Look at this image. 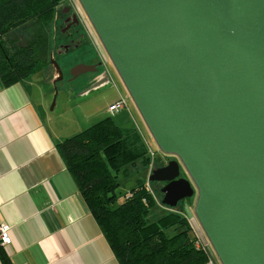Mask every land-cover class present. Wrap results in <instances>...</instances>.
<instances>
[{
	"label": "water",
	"instance_id": "1",
	"mask_svg": "<svg viewBox=\"0 0 264 264\" xmlns=\"http://www.w3.org/2000/svg\"><path fill=\"white\" fill-rule=\"evenodd\" d=\"M76 2L158 151L176 158L147 175L165 183L160 203L195 195L218 263L264 264V0Z\"/></svg>",
	"mask_w": 264,
	"mask_h": 264
},
{
	"label": "crops",
	"instance_id": "2",
	"mask_svg": "<svg viewBox=\"0 0 264 264\" xmlns=\"http://www.w3.org/2000/svg\"><path fill=\"white\" fill-rule=\"evenodd\" d=\"M54 80L55 74L44 70L8 86L0 83V224L9 226L10 240L0 248V264H118L56 149L99 116L86 105L92 89L84 86L82 77L75 84ZM119 98L128 108L129 101L119 91L103 112ZM128 113L121 115L122 123L133 122L136 128H131L137 131L136 118ZM188 219L194 237L205 243ZM206 255V264H219L209 249Z\"/></svg>",
	"mask_w": 264,
	"mask_h": 264
},
{
	"label": "trees",
	"instance_id": "3",
	"mask_svg": "<svg viewBox=\"0 0 264 264\" xmlns=\"http://www.w3.org/2000/svg\"><path fill=\"white\" fill-rule=\"evenodd\" d=\"M61 8L62 0H0L3 86L52 69L53 38L58 44L64 39L59 32L49 39L48 28ZM56 149L118 264H206V251L196 249V237L189 236L188 220L162 213L155 205L143 177L148 151L135 129L120 128L108 116L59 142ZM136 164L145 171L119 200L117 174L128 177Z\"/></svg>",
	"mask_w": 264,
	"mask_h": 264
},
{
	"label": "rangeland",
	"instance_id": "4",
	"mask_svg": "<svg viewBox=\"0 0 264 264\" xmlns=\"http://www.w3.org/2000/svg\"><path fill=\"white\" fill-rule=\"evenodd\" d=\"M65 1L66 0H62V4H64ZM68 2H71L72 3L71 5L73 6V8L77 9V13L80 17V22L84 26V28L86 29V31L89 35V38L92 42L91 43L89 40V43L92 45V47L90 44H87V43H86V45H79L77 48L69 50L66 53L58 52L59 54L56 55L55 58H51V59L54 60L55 63L58 65V68H59L61 73L64 71V79L66 78L65 74L66 73L69 74V71L72 67H74L77 64H80L78 62H82L83 58L86 56V54H91L95 59L100 61L101 67L104 69L103 70L101 68L102 71L103 72L105 71L107 74V77L109 78L108 82L106 84L101 85L98 88L96 87L97 89L90 90L87 98L84 97L85 94H83L84 96H82L85 99H89L88 104H86V105L89 106V110L92 112V115L93 116L99 115L98 117H96L97 119H95V118L91 119L90 124L93 125V124H95V123H97V122H99V121H101L104 118L109 116L112 118L113 123L120 128H124L125 126L128 129H131V127L136 128L132 121L131 122L133 125L131 123H129V121L127 123H124V122L122 123V120L124 118H121V115L125 114L129 117L128 112H130L136 118V122L139 126L137 131H139V135H140V137H141V139H142L143 143L145 144L147 151H148V157H149L150 161H149V164L146 168V171L142 170V168L138 164H136L131 171V175H129L128 177H123L120 173L117 174L116 178L119 181V186L117 188L118 199L122 200L123 194L124 195L127 194V191L134 185V180L141 175V171H145L144 176H143L144 182L146 183V185L148 187V191L152 194L153 198L155 199V204L157 205V207L165 210L164 213L167 212V213L178 214V215H181L182 217L184 216L186 219L191 218L193 220V222L196 224V226L198 227L201 234L203 235V233H202L201 229L199 228V226H198V224L194 218V215H193V203H194L195 195L192 198L186 199L184 201L185 203H190L189 206H186L188 204H185V203H184L185 205H183V202H181V201H179L176 204V206L173 208L166 207L160 203V200L162 198V195L160 193V188L162 187L161 183L149 182L147 180V175L150 173L151 170L157 168V159L162 155V153H160L158 151L156 145L154 144V142H153L151 136L149 135L144 123L142 122L140 116L138 115L133 103L131 102L130 98L128 97L119 77L117 76V74H116L115 70L113 69L112 65L110 64L105 52L103 51L100 43L98 42L95 34L93 33V31H92L91 27L89 26L86 18L84 17L78 3L76 2V0H68ZM59 25H60V23H59L58 19H56V21H54V23H51L49 25L50 26L48 28V32L50 35L49 39L52 36L56 37V35L58 34V28H59L58 26ZM52 33H54V34L52 35ZM51 40H52V38H51ZM58 45L59 44L56 41V39L53 38V43L51 44V50L53 51V50L57 49ZM108 63H109V66H108V68H106L105 66ZM44 70L48 71L50 75L52 74L51 69L46 67ZM82 74H85V73H82ZM80 77H82V76H80ZM90 78L92 79L93 77L87 76V77L83 78L84 86L86 88L89 87V85L87 86V83H88ZM90 81H91V85L93 83L97 82V81L93 82V80H90ZM76 82H77V80L76 81L74 80V82H72V83L75 84ZM67 83H69V82H67ZM60 85H63V84L60 83ZM119 91H122L124 97H126L127 100L129 101L128 108H125L124 110H122V111H126L127 114L125 112L119 111L118 113H116V115L113 114L115 117L114 116L112 117L110 114L107 115V113L103 112V111H104L105 107L111 101L114 100L116 93H118ZM50 105H51V103H50ZM50 105H49V107H50ZM84 111L85 112L87 111L86 106H85ZM137 171H138V174L135 173ZM159 204H161L162 206H160ZM181 209H182V211H181ZM177 211H179V213H177ZM155 213L159 214L158 211ZM189 224H190V220H189ZM165 233L167 235H171L172 231L168 230ZM192 235H193L192 231H190L189 236L192 237ZM209 250L212 252V249L210 247H209Z\"/></svg>",
	"mask_w": 264,
	"mask_h": 264
},
{
	"label": "flooded vegetation",
	"instance_id": "5",
	"mask_svg": "<svg viewBox=\"0 0 264 264\" xmlns=\"http://www.w3.org/2000/svg\"><path fill=\"white\" fill-rule=\"evenodd\" d=\"M58 21L60 22V25L58 28L59 39L60 40L64 39V41L62 40L59 43L57 49L49 53V61L51 60V58H55L56 55L59 54L58 52L66 53L69 50L77 48L79 45H86V39L84 35L82 34L81 26L83 25L80 22V17L77 13L76 8H73L72 5H70L68 2L65 1L64 4H62V8L59 11ZM80 64L90 66V67L93 66V69L87 72H84L85 74H82V73L80 74L79 72H77V70H74L75 67L79 65L77 64L70 69L69 74L66 73L65 75L66 81L72 83L74 82V80L76 81L78 78H80V76H82L83 78L87 76H91L93 78L92 79L90 78L87 83V86L89 85L90 88L94 87L95 85H99L103 81H105V77H107V74L105 71L104 72L102 71L103 68L101 67V62L95 59L91 54H86V56L83 58V61ZM108 66H109V63L105 67L108 68ZM51 68H52L51 71L54 73L55 72L54 68L53 67ZM60 74H61L62 79H64L63 72L62 73L60 72ZM90 80H93V82L95 81L97 82L91 85ZM171 160H176V158L172 155L162 154L157 159V167H162ZM178 177L187 179V176L181 167L179 169ZM163 185H165V183H161V186ZM184 203L185 202H183V205ZM185 204H188V206L190 205V203H185Z\"/></svg>",
	"mask_w": 264,
	"mask_h": 264
},
{
	"label": "built area",
	"instance_id": "6",
	"mask_svg": "<svg viewBox=\"0 0 264 264\" xmlns=\"http://www.w3.org/2000/svg\"><path fill=\"white\" fill-rule=\"evenodd\" d=\"M66 1L68 2V0H66ZM68 3L70 5L72 4L71 2H68ZM125 107H126V101L123 98H119L118 100H116L115 102L111 103L107 107V113L112 115L115 112H118V111L124 109ZM8 232H9V226L5 225V224H0V248L9 244L10 240H9ZM204 242L205 243H203L198 237H196V241L194 243V247L196 249H201L203 251H207V249H209V245H208L206 240Z\"/></svg>",
	"mask_w": 264,
	"mask_h": 264
}]
</instances>
